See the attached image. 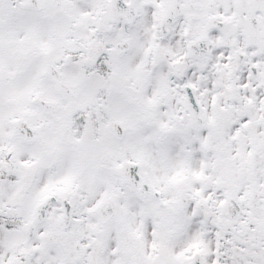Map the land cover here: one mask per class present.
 Masks as SVG:
<instances>
[{"label": "snow or ice", "instance_id": "6c2138e0", "mask_svg": "<svg viewBox=\"0 0 264 264\" xmlns=\"http://www.w3.org/2000/svg\"><path fill=\"white\" fill-rule=\"evenodd\" d=\"M0 264H264V0H0Z\"/></svg>", "mask_w": 264, "mask_h": 264}]
</instances>
